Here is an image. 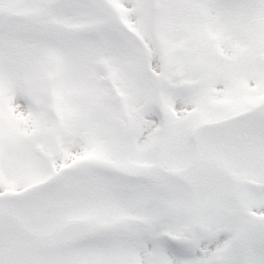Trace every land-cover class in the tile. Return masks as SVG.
I'll return each mask as SVG.
<instances>
[{
  "label": "snow or ice",
  "instance_id": "snow-or-ice-1",
  "mask_svg": "<svg viewBox=\"0 0 264 264\" xmlns=\"http://www.w3.org/2000/svg\"><path fill=\"white\" fill-rule=\"evenodd\" d=\"M0 264H264V0H0Z\"/></svg>",
  "mask_w": 264,
  "mask_h": 264
}]
</instances>
